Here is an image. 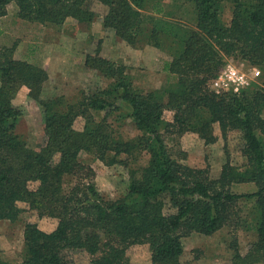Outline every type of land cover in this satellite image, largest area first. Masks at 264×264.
Returning <instances> with one entry per match:
<instances>
[{
  "label": "trees",
  "instance_id": "16d2710c",
  "mask_svg": "<svg viewBox=\"0 0 264 264\" xmlns=\"http://www.w3.org/2000/svg\"><path fill=\"white\" fill-rule=\"evenodd\" d=\"M12 1L0 0V18ZM14 1L21 18L42 24L61 25L70 17L89 22L97 15L91 0ZM96 1L108 8L104 26L132 46L146 31L155 45L171 37L166 68L177 80L144 91L134 85L129 67L88 55L87 67L112 82L78 103H64L42 97L48 79L42 65L15 58V45L0 46V220L16 221L25 209L58 219L52 231L26 222L19 264H76L69 252L77 250L93 264H130L129 247L144 243L153 264H182L184 236L211 235L230 222L248 221L239 215L240 201L252 205L257 239L246 254L234 251L233 264L264 263V0H229V23L223 18L226 0H192L195 26L163 19L169 16L163 0ZM228 57L258 67L260 82L240 92H217L211 80ZM22 85L43 111L45 138L37 149L17 131L22 112L12 100ZM165 110L174 112L172 121ZM111 116L130 118L139 133L124 137ZM216 124L224 138L240 131L248 162L239 166L228 159L214 177L208 168L186 163L168 136L195 132L212 143ZM83 151L106 164L128 166L142 158L146 164L130 170L124 195L107 198L91 180L93 168L80 160ZM244 183L256 190H233ZM0 264H8L1 255Z\"/></svg>",
  "mask_w": 264,
  "mask_h": 264
},
{
  "label": "rangeland",
  "instance_id": "374dc122",
  "mask_svg": "<svg viewBox=\"0 0 264 264\" xmlns=\"http://www.w3.org/2000/svg\"><path fill=\"white\" fill-rule=\"evenodd\" d=\"M166 12L165 20H179L188 26H195L198 13L192 0H163ZM223 18L229 23L232 18L231 1L224 2ZM95 18L89 22H79L68 18L61 25L42 24L23 19L18 14V6L13 0L7 6V14L0 18V46L15 45L14 57L29 59L42 65L48 73V79L43 86L44 99H62L64 103H78L84 96L108 88L112 80L98 70L86 65L88 55L99 54L129 67L134 85L144 91L162 89L177 80V75L166 66L172 59L173 43L171 37H164L159 45L150 38L146 31L132 46L122 40L112 28L104 26V16L108 8L96 0L90 1ZM146 15L152 14L150 11ZM147 28L151 24H145ZM232 64L251 75L253 66L245 60L228 57L226 63ZM258 68V67H257ZM260 82L253 79L252 82ZM251 82V83H252ZM250 83V85H251ZM13 105L22 112L17 124L18 133L33 148H39L44 142V119L42 107L38 101L29 96V88L20 86L14 93ZM174 112L165 110L164 118L173 120ZM110 121L118 126L124 137H133L139 130L132 124L130 118ZM214 134L217 140L206 142L195 132H185L168 136V142L178 154L185 155V162L195 166L208 168L212 176H218L223 164L230 159L233 164L242 166L248 162L244 151V141L239 130H230L227 137L221 134L219 125H215ZM180 151V152H179ZM183 152V153H182ZM80 160L91 166L95 175L91 179L98 191L107 198L116 199L124 195L130 182V170L146 164V158L132 161L128 166L122 164H106L95 154L81 152ZM34 185V184H33ZM238 193L256 190L254 184H238L233 188ZM26 204H22V207ZM250 203L239 202V215L242 221L236 224L230 222L211 235L190 233L183 237L184 253L182 264H233L235 250L246 254L252 242L257 239L253 213L249 214ZM35 221L40 228L52 231L58 224L55 217L40 218L36 210L25 209L18 220H0V255L8 264H19L22 260L24 227L26 222ZM237 247V248H236ZM69 258L76 264H93L86 252L70 251ZM127 255L130 264H153L150 246L147 243L133 244ZM264 264V263H258Z\"/></svg>",
  "mask_w": 264,
  "mask_h": 264
},
{
  "label": "built area",
  "instance_id": "2783aa9c",
  "mask_svg": "<svg viewBox=\"0 0 264 264\" xmlns=\"http://www.w3.org/2000/svg\"><path fill=\"white\" fill-rule=\"evenodd\" d=\"M251 75L240 70L232 64L225 65L217 75L211 80V86L217 92L231 90L233 92H240L243 87L250 84V82L260 75V70L257 67L251 69Z\"/></svg>",
  "mask_w": 264,
  "mask_h": 264
}]
</instances>
